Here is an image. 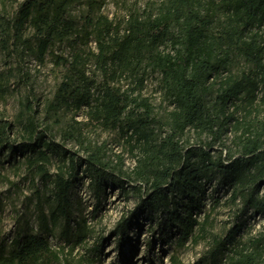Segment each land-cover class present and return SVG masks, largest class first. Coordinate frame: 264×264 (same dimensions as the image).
<instances>
[{
  "label": "trees",
  "instance_id": "16d2710c",
  "mask_svg": "<svg viewBox=\"0 0 264 264\" xmlns=\"http://www.w3.org/2000/svg\"><path fill=\"white\" fill-rule=\"evenodd\" d=\"M6 1L17 7L12 15L0 12V53L17 60L26 51L44 58L51 46L71 41L78 31L96 34L95 61L109 80L96 94L95 80L87 74L91 58L80 49L72 59L53 54L66 75L50 106L85 109V116L101 127L124 131L134 166L127 172L111 168L100 148L76 160L41 127L29 91L21 108L22 142H11L10 125L0 124V157L7 150L9 156H25L30 169L53 177L52 188L45 200H37L38 230L22 226L9 250L0 242V264H78L71 255L91 233L86 218L73 216L71 192L82 167L98 198L109 183L139 193L138 204L115 228L117 237H124L142 215L154 219L159 214L158 223L178 234L181 245L189 239L205 242L208 264H264V230L245 238L240 235L244 223L236 220L222 235L215 232L211 214L220 205L216 193L221 188L230 190L228 203L239 205L243 214H264V114L251 115L260 93L264 104V38L259 32L264 0H163L145 15L131 14L123 33L97 12L96 0ZM81 2L87 14L77 20L71 10ZM29 28L33 37L26 34ZM236 54L253 65V73L222 78ZM149 71L161 75L171 106L165 121L154 115L147 98L134 95ZM123 78L131 79L134 90L117 85ZM3 88L0 72V93ZM238 100L247 109L243 117L232 110ZM191 132L196 142L187 145L183 139ZM54 155L60 164L49 174ZM59 227L68 250L55 248L45 235Z\"/></svg>",
  "mask_w": 264,
  "mask_h": 264
},
{
  "label": "rangeland",
  "instance_id": "374dc122",
  "mask_svg": "<svg viewBox=\"0 0 264 264\" xmlns=\"http://www.w3.org/2000/svg\"><path fill=\"white\" fill-rule=\"evenodd\" d=\"M163 0H96L97 12L111 20L120 33H123L131 14L145 15L155 10ZM17 5L0 0V12L4 15L15 13ZM72 14L77 20L87 14V4L81 2L72 7ZM33 28H29L27 35L33 37ZM264 38V28L259 30ZM91 58L87 65V74L95 80L94 90L98 93L104 80L109 77L102 75L95 54L98 52L96 34L85 36L84 32H76L71 41L57 42L40 58L38 53L26 51L21 59L9 57L8 53H0V72L3 77V89L0 93V124H9L8 138L11 142L20 144L22 122V101H25L29 91L33 96V109L41 127L46 129L50 138L65 147L76 160L85 158L87 150L100 148V153L111 168H122L124 171L132 170L134 160L126 141V134L119 128L105 129L98 122L88 119L84 110L75 111L63 108L52 109L50 102L55 100L56 94L65 78L66 70L53 61V54H62L72 59L75 50ZM254 67L240 55L233 56L228 69L222 78L231 73L240 77L251 74ZM117 85L123 89L134 90L135 84L130 78H123ZM218 84L215 85V88ZM140 98H147L154 107V115L166 120L171 109L158 72L149 71L145 76L144 87L134 93ZM259 94L257 107L252 108L251 115L264 114V104ZM232 110L236 115H247L243 101L238 100ZM72 127L77 132H73ZM79 132L81 133H78ZM80 134V135H79ZM231 136V135H230ZM232 136L228 143L231 144ZM183 142L194 144V133L186 135ZM6 151L0 157V242L7 250L16 231L22 226L28 231L38 230L36 203L39 198L45 200L50 194L51 179L43 178L35 169L26 165L25 156H9ZM16 156V157H15ZM49 165V174H53L59 163L58 155L52 157ZM80 168L78 181L71 192L74 218H86L91 229L87 241L74 250L71 258L78 264H208L204 256L208 250L205 242L198 244L189 239L181 245L177 241L178 234L160 225L159 214L151 219L142 215L139 221L133 224L124 237H117L115 228L124 216L138 204L139 193L128 187V191L121 190L117 185L109 183L107 188L98 196L94 185L90 183L87 175ZM146 188L143 187V191ZM222 198L212 212L215 232L224 235L236 220L244 223L241 236L255 235L264 230V214H257L252 210L242 213L239 205L228 203L230 190L221 188L217 193ZM211 209V199L207 201L206 211ZM204 212L199 217L203 218ZM161 222L163 220L161 219ZM51 244L59 249L70 245L65 244L61 235V228L52 233H45Z\"/></svg>",
  "mask_w": 264,
  "mask_h": 264
}]
</instances>
